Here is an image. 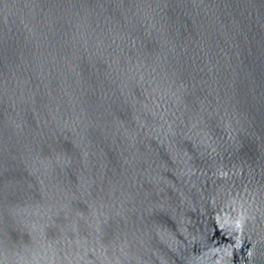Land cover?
<instances>
[{
	"label": "water",
	"instance_id": "obj_1",
	"mask_svg": "<svg viewBox=\"0 0 264 264\" xmlns=\"http://www.w3.org/2000/svg\"><path fill=\"white\" fill-rule=\"evenodd\" d=\"M0 264H264V0H0Z\"/></svg>",
	"mask_w": 264,
	"mask_h": 264
}]
</instances>
